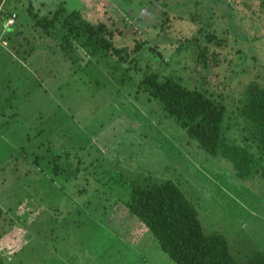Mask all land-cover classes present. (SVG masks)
Returning a JSON list of instances; mask_svg holds the SVG:
<instances>
[{"label":"rangeland","instance_id":"374dc122","mask_svg":"<svg viewBox=\"0 0 264 264\" xmlns=\"http://www.w3.org/2000/svg\"><path fill=\"white\" fill-rule=\"evenodd\" d=\"M60 1L112 29L114 47L126 51L109 62L81 52L75 63L66 60L28 12L42 17ZM137 3L0 5V264H172L123 202L132 183L164 180L195 206L206 234L226 237L237 261L264 253V179L237 178L230 163L201 151L137 91L154 72L234 108L249 82L264 86L257 1L152 0L143 10ZM10 13L16 18L8 26ZM206 32L221 42L210 44L217 59L207 69L190 42ZM115 62L129 69L124 86L116 84Z\"/></svg>","mask_w":264,"mask_h":264},{"label":"trees","instance_id":"16d2710c","mask_svg":"<svg viewBox=\"0 0 264 264\" xmlns=\"http://www.w3.org/2000/svg\"><path fill=\"white\" fill-rule=\"evenodd\" d=\"M151 1L137 0V5L143 10ZM256 1L264 19V0ZM28 12L35 21L34 27L56 38L62 56L73 63L80 58V52L96 58L97 62H109L112 56L120 57L126 51L114 47L112 29L104 23L85 20L78 11H68L62 1L54 11L42 17L32 8H28ZM162 15L166 18L165 13ZM167 22L162 23V30ZM205 36L203 40L193 37L190 42L197 49V63L207 69L209 63L217 59L214 51L209 54L210 44L220 46L221 42L208 32ZM120 62L111 66L115 71L121 69L122 77L115 82L124 86L129 69L120 66ZM137 91L156 102L165 116L201 151L230 163L237 178L247 180L258 176L264 179V86L249 82L232 105L234 108L206 90L188 88L174 77L161 78L154 72L146 73L139 80ZM13 98V93L8 96L10 104ZM231 129L235 136L232 138L228 135ZM106 182L101 184L107 187ZM123 202L128 213L148 230L172 264H264L263 252L256 250L245 262H239L230 253L223 234H206L195 206L171 180L154 185L132 183Z\"/></svg>","mask_w":264,"mask_h":264},{"label":"built area","instance_id":"2783aa9c","mask_svg":"<svg viewBox=\"0 0 264 264\" xmlns=\"http://www.w3.org/2000/svg\"><path fill=\"white\" fill-rule=\"evenodd\" d=\"M16 18V16L14 14L11 15V17L8 18V26L12 25L14 23V19Z\"/></svg>","mask_w":264,"mask_h":264},{"label":"flooded vegetation","instance_id":"af4514ba","mask_svg":"<svg viewBox=\"0 0 264 264\" xmlns=\"http://www.w3.org/2000/svg\"><path fill=\"white\" fill-rule=\"evenodd\" d=\"M255 251H256V250H254L253 252H255ZM253 252H252L250 255L246 256L247 259L253 254Z\"/></svg>","mask_w":264,"mask_h":264},{"label":"water","instance_id":"95a60500","mask_svg":"<svg viewBox=\"0 0 264 264\" xmlns=\"http://www.w3.org/2000/svg\"><path fill=\"white\" fill-rule=\"evenodd\" d=\"M3 3V0H0V5Z\"/></svg>","mask_w":264,"mask_h":264},{"label":"crops","instance_id":"0c3cea01","mask_svg":"<svg viewBox=\"0 0 264 264\" xmlns=\"http://www.w3.org/2000/svg\"><path fill=\"white\" fill-rule=\"evenodd\" d=\"M8 28H6V30H7ZM0 47H1V45H0ZM2 49V48H1Z\"/></svg>","mask_w":264,"mask_h":264}]
</instances>
